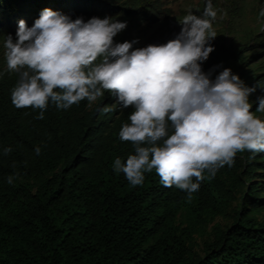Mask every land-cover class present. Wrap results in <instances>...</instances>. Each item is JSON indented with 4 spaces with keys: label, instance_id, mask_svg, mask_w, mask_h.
<instances>
[{
    "label": "trees",
    "instance_id": "obj_1",
    "mask_svg": "<svg viewBox=\"0 0 264 264\" xmlns=\"http://www.w3.org/2000/svg\"><path fill=\"white\" fill-rule=\"evenodd\" d=\"M44 9L125 22L113 43L129 42L131 52L148 46L139 22L161 21L162 8L159 0H0V264H264V214L257 217L264 186L252 180L264 152L237 153L212 179L205 172L189 199L162 185L155 170L135 187L113 170L135 146L119 139L133 109L112 94L68 109L50 102L43 119L12 104L19 76L6 71L5 39L15 41L19 21L32 27ZM200 66L213 81L224 70L213 51ZM229 211L231 222L215 223L203 253L190 256L192 234Z\"/></svg>",
    "mask_w": 264,
    "mask_h": 264
},
{
    "label": "clouds",
    "instance_id": "obj_2",
    "mask_svg": "<svg viewBox=\"0 0 264 264\" xmlns=\"http://www.w3.org/2000/svg\"><path fill=\"white\" fill-rule=\"evenodd\" d=\"M216 16L208 0L202 17L189 13L179 20L175 39L130 52L131 43H113L125 22L71 20L44 9L32 27L19 21L15 41L11 35L5 39L6 71L19 76L12 104L38 109L36 118L43 119L50 102L68 109L112 94L122 108L133 109L119 139L135 146L126 163L114 159L113 170L123 172L134 187L155 170L162 185L175 186L191 199L205 172L212 179L221 167L233 165L238 152H264V120L250 110L248 99L255 88L245 87L231 69L214 81L201 70L214 51L209 41L217 36ZM255 111L264 113V97Z\"/></svg>",
    "mask_w": 264,
    "mask_h": 264
},
{
    "label": "rangeland",
    "instance_id": "obj_3",
    "mask_svg": "<svg viewBox=\"0 0 264 264\" xmlns=\"http://www.w3.org/2000/svg\"><path fill=\"white\" fill-rule=\"evenodd\" d=\"M161 5V21L139 22V28L147 34L146 45H162L173 40L180 33L182 25L179 20L189 13L202 17L208 0H159ZM217 13L212 21L213 31L217 35L209 41L214 53L225 68L238 75L244 86L255 88L249 95L251 111L264 120V113L256 112L258 98L264 97V0H211ZM240 154V152H238ZM264 153L257 157L260 160ZM252 180L264 186V167L256 165ZM264 196V191L261 192ZM238 195V193H237ZM236 200L231 201L235 207ZM257 212L260 219L264 214V205ZM232 211L226 215H217L206 222L201 230L192 234L189 241L190 256L196 257L203 253V243L212 237L215 223L225 227L231 222ZM178 214L176 222H182ZM184 225V223H181Z\"/></svg>",
    "mask_w": 264,
    "mask_h": 264
}]
</instances>
